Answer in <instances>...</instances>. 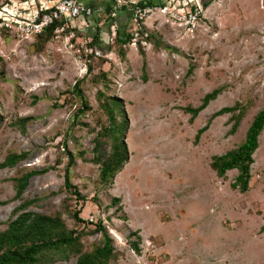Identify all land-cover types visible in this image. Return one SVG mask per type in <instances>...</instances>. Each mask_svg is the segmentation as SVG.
I'll return each mask as SVG.
<instances>
[{
    "label": "rangeland",
    "instance_id": "obj_1",
    "mask_svg": "<svg viewBox=\"0 0 264 264\" xmlns=\"http://www.w3.org/2000/svg\"><path fill=\"white\" fill-rule=\"evenodd\" d=\"M211 1L191 34L152 22L146 27L151 40L137 49L125 45V55L114 42L101 41L95 45L101 56L90 59L91 70L77 52L87 30L74 31L71 48L67 33L58 40H22L16 24L0 22V163L8 154L28 152L14 166L0 168V232L20 202L13 199L14 178L49 168L29 179L21 199L35 200L27 210L59 215L68 229L77 228L69 212L79 206L89 228L101 219L115 250L109 264H264V128L246 192L230 188L236 170L219 178L209 166L212 156L243 142L263 106L264 0ZM34 2L0 0V9L25 16ZM109 35L110 30L108 40ZM99 72L104 80L93 82ZM77 81L86 109L75 117L81 105L73 90ZM217 88L216 98L189 120L186 108L199 107ZM98 91L110 105L112 99L119 103L127 121L122 140L127 160L106 183L92 162L93 138L108 126ZM235 103L245 111L230 134L231 113L211 116ZM100 139L103 157L111 141ZM65 150L75 155L70 180L85 199L69 200L68 210L63 207ZM100 239L99 233L84 235L82 252ZM75 260L71 255L53 264Z\"/></svg>",
    "mask_w": 264,
    "mask_h": 264
},
{
    "label": "trees",
    "instance_id": "obj_2",
    "mask_svg": "<svg viewBox=\"0 0 264 264\" xmlns=\"http://www.w3.org/2000/svg\"><path fill=\"white\" fill-rule=\"evenodd\" d=\"M211 0L205 2L204 7L209 5ZM62 22H54L50 27L46 28L36 37L40 39H48L54 36V30L61 25ZM152 34L146 38L151 40ZM98 33L93 36L90 45L97 43ZM130 34L117 30L114 44L120 46L118 50L119 55H125L124 46L129 44ZM42 45V43H41ZM42 46H38L41 50ZM92 56L86 57L87 68L91 70L90 59ZM144 66V65H143ZM93 78V82L104 80V73H97ZM74 92L81 99V105L74 114L77 117L86 109V102L83 101L81 90L79 89V82L74 84ZM221 88L212 90L202 98V103L197 108H186V112L191 115L189 120H193L199 110L203 109L211 100H214ZM101 91L97 92L96 99L99 101V106L105 111L108 119V126H102L93 138V151L95 157L92 162L99 165V180L102 183L108 182L127 160V149L123 140V133L127 128V121L124 117V110L120 108L119 103L114 99L111 100V105ZM103 99V100H102ZM102 100V101H101ZM113 107L122 114V119L119 122L115 121ZM237 111L236 114H232ZM245 111L244 106L235 103L231 107H223L215 112L211 117L221 115L224 113H231L230 119L232 125L229 130L230 134L236 131L241 117ZM22 127L23 120L19 122ZM208 125V124H207ZM264 128V102L262 108L254 115L252 121L245 132L243 142L234 150L228 151L220 156H212L209 163L210 168L215 172L219 178H225L226 172L236 170L237 176L233 182L230 183V188L239 190L241 193L249 189L250 180V166L253 163L252 154L258 146V136ZM207 129V126L197 130L195 140H198L201 133ZM108 137L111 141L108 153L102 157L101 147L102 142L100 138ZM67 163L63 173V188L67 193L64 208L68 210V202L74 201L84 203L85 200L77 191V188L71 183L70 168L74 164L75 155L72 152L65 150ZM28 152H21L19 154H8L5 160L0 163V168L12 167L17 162L26 158ZM77 155L82 156V153ZM49 168L39 170H29L21 176L14 178L15 193L13 199L20 200L19 204L11 211V218L7 221L5 230L0 232V264H53L55 261L68 259L71 255H76L74 264H109L110 260L115 256V250L112 245V238L108 234L102 220L99 219L93 224V228H89V221L82 220L80 217V206L78 209L67 211L70 213L74 224L77 228L68 229L59 215L50 216L42 213H36L27 210V208L34 202V200H23L21 195L28 185L29 179L35 175L46 172ZM95 199V198H94ZM117 201V199H113ZM101 235L99 243L94 244L92 249L88 252H82L80 239L87 234ZM131 248L138 252L135 243Z\"/></svg>",
    "mask_w": 264,
    "mask_h": 264
},
{
    "label": "built area",
    "instance_id": "obj_3",
    "mask_svg": "<svg viewBox=\"0 0 264 264\" xmlns=\"http://www.w3.org/2000/svg\"><path fill=\"white\" fill-rule=\"evenodd\" d=\"M35 1V0H34ZM208 0H111V5L108 6V12L106 13V19L108 22L110 35L108 42H114L116 37L117 28L114 24V18L117 11L120 8H126L130 11L131 30L130 42L127 44L134 49L138 48V45L144 46L146 38L149 36V31L145 28V20L155 14L163 16L170 24L175 25L178 28H183L186 33L191 34L197 26H199L204 15L203 12L205 2ZM4 9L0 10V22L10 24H16L18 27V33L21 39L25 40L34 37L43 32L46 28L50 27L54 22H62L54 30V38H63L62 34L68 36L66 43L69 42L70 47H74L71 44V39L75 37L74 30L72 29L70 22L79 17H92L94 14L99 17V14L104 11V8L94 9L80 0H36L31 5V10L28 13H24L25 16L11 15L12 13L5 12ZM23 11V9H21ZM13 16L11 19L6 16ZM27 15V16H26ZM91 39L84 38L81 41V46L77 48L79 57L87 56L97 57L101 56V51L96 47V44L90 45ZM83 49L82 52L80 49ZM81 57V58H82Z\"/></svg>",
    "mask_w": 264,
    "mask_h": 264
},
{
    "label": "crops",
    "instance_id": "obj_4",
    "mask_svg": "<svg viewBox=\"0 0 264 264\" xmlns=\"http://www.w3.org/2000/svg\"><path fill=\"white\" fill-rule=\"evenodd\" d=\"M81 2L87 4L90 7H93L94 9H97L99 7L104 8V11L99 14V17L95 14L92 17H79L80 19L76 18L74 20H71L70 25L72 29L77 32H83L84 30H87L86 37L93 39V36L98 33V40L97 43L94 44H100L101 41L104 45L108 44V20L106 19V13L108 12V6L111 5V0H80ZM207 2V1H206ZM212 1H210L209 5H211ZM213 5V3H212ZM259 6V5H258ZM261 9V8H260ZM262 10V9H261ZM78 19V20H77ZM148 20V21H147ZM158 21V26L164 25L169 23L166 21V19L159 15L155 14L145 20V28L149 26L150 23ZM110 24V22H109ZM114 24L117 28V30L126 32V27L128 26L129 29L131 28V22H130V11L128 9L120 8L117 11L116 17L114 18ZM94 25V26H92ZM92 27V28H91ZM95 27V28H94ZM93 29V30H92ZM147 29V28H146Z\"/></svg>",
    "mask_w": 264,
    "mask_h": 264
},
{
    "label": "bare ground",
    "instance_id": "obj_5",
    "mask_svg": "<svg viewBox=\"0 0 264 264\" xmlns=\"http://www.w3.org/2000/svg\"><path fill=\"white\" fill-rule=\"evenodd\" d=\"M4 11L6 12V9H4ZM0 12L2 13V11L0 10ZM7 13H9V12H7ZM128 145L130 146V141L128 142Z\"/></svg>",
    "mask_w": 264,
    "mask_h": 264
}]
</instances>
